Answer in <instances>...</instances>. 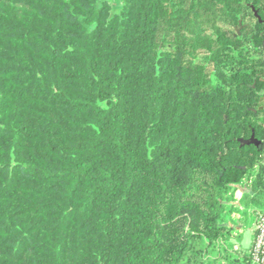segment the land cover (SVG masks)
Segmentation results:
<instances>
[{"label": "trees", "instance_id": "1", "mask_svg": "<svg viewBox=\"0 0 264 264\" xmlns=\"http://www.w3.org/2000/svg\"><path fill=\"white\" fill-rule=\"evenodd\" d=\"M246 177L256 221L264 0H0V264H256Z\"/></svg>", "mask_w": 264, "mask_h": 264}, {"label": "rangeland", "instance_id": "2", "mask_svg": "<svg viewBox=\"0 0 264 264\" xmlns=\"http://www.w3.org/2000/svg\"><path fill=\"white\" fill-rule=\"evenodd\" d=\"M120 7V2L113 3L114 10ZM252 178L246 177L242 183L235 186L231 194L228 195V205L231 206L230 217L226 221V225L232 229L231 234L240 238L235 241L236 247L249 253L254 241V225L255 221L251 216V208H247L245 196L250 193V185Z\"/></svg>", "mask_w": 264, "mask_h": 264}, {"label": "built area", "instance_id": "3", "mask_svg": "<svg viewBox=\"0 0 264 264\" xmlns=\"http://www.w3.org/2000/svg\"><path fill=\"white\" fill-rule=\"evenodd\" d=\"M249 253L256 264H264V214L255 221L254 241Z\"/></svg>", "mask_w": 264, "mask_h": 264}]
</instances>
